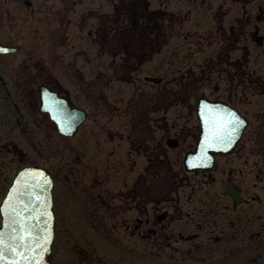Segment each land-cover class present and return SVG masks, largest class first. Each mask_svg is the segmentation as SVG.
<instances>
[{"label":"flooded vegetation","instance_id":"obj_1","mask_svg":"<svg viewBox=\"0 0 264 264\" xmlns=\"http://www.w3.org/2000/svg\"><path fill=\"white\" fill-rule=\"evenodd\" d=\"M203 101L240 117L207 161ZM28 165L63 264H264V0H0V222Z\"/></svg>","mask_w":264,"mask_h":264},{"label":"water","instance_id":"obj_2","mask_svg":"<svg viewBox=\"0 0 264 264\" xmlns=\"http://www.w3.org/2000/svg\"><path fill=\"white\" fill-rule=\"evenodd\" d=\"M218 108L211 101L199 103L198 111L204 123L203 133L197 150L188 156V159L211 160L212 155L208 156L209 153L218 152L219 146L231 144V140L227 138H218L227 128V123L214 133L210 115H214L217 121L222 119L234 123L233 115L223 114ZM228 137H231L229 133ZM52 184L51 175L41 167H27L17 175L2 206L0 264H53L55 216L52 208ZM229 192L236 196L234 192Z\"/></svg>","mask_w":264,"mask_h":264},{"label":"rangeland","instance_id":"obj_3","mask_svg":"<svg viewBox=\"0 0 264 264\" xmlns=\"http://www.w3.org/2000/svg\"><path fill=\"white\" fill-rule=\"evenodd\" d=\"M202 58L203 57H201L199 59L202 60ZM262 196L264 198V192H262ZM250 207H251V209H250L251 211H254V209H255V212L258 213V209H256L253 204H250ZM262 208H264V207L262 206ZM56 241H55V244L53 245V250H54V247L56 249V256L55 255L54 256L57 258L55 264H63L62 263V258H64V257L68 261H70L71 257L76 252V249L75 248H69L64 243H59V242H56ZM141 251L149 252V248H141ZM118 254H119L118 253V249H116V248H108V262H109V264H117L116 257H117ZM175 254L178 255L177 253H175ZM175 256L172 259H174ZM154 257H155V255H154ZM154 257L153 258H149V257L143 256L141 254L140 257H139L138 264H169V263L166 262V260L158 259V258H154ZM232 258H236V257H232ZM171 261H172V263H170V264H183V263H175V262H173L174 260H171ZM238 261H239L238 259H234L233 261H231V264H261V263H257V262H250L251 260L249 262H247V263H241L240 261L239 262ZM187 264H193V263H187ZM195 264H197V263H195ZM202 264H212V263L204 262Z\"/></svg>","mask_w":264,"mask_h":264},{"label":"snow or ice","instance_id":"obj_4","mask_svg":"<svg viewBox=\"0 0 264 264\" xmlns=\"http://www.w3.org/2000/svg\"><path fill=\"white\" fill-rule=\"evenodd\" d=\"M203 115V113H202ZM210 120L213 121V130L214 133L217 129H220L222 127V125H224L225 123H227V128L224 129L222 136H219L218 138L224 139L227 138L228 140H230V137H228V132L231 131L234 133L235 129L233 127V122L232 121H228L225 122L222 119L217 121L216 117L214 115H210ZM233 121L235 122V124H239L240 123V117L239 116H235L233 114Z\"/></svg>","mask_w":264,"mask_h":264}]
</instances>
